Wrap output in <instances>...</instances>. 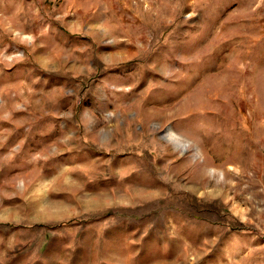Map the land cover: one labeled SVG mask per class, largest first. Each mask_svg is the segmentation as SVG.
I'll list each match as a JSON object with an SVG mask.
<instances>
[{"label":"rangeland","instance_id":"rangeland-1","mask_svg":"<svg viewBox=\"0 0 264 264\" xmlns=\"http://www.w3.org/2000/svg\"><path fill=\"white\" fill-rule=\"evenodd\" d=\"M0 264H264V0H0Z\"/></svg>","mask_w":264,"mask_h":264},{"label":"bare ground","instance_id":"bare-ground-1","mask_svg":"<svg viewBox=\"0 0 264 264\" xmlns=\"http://www.w3.org/2000/svg\"><path fill=\"white\" fill-rule=\"evenodd\" d=\"M204 73V72H203ZM202 73V74H203ZM183 88V87H182ZM161 89V88H160ZM160 89H158V90H160ZM188 91V90H187ZM190 92V91H189ZM182 95H184L183 93H182ZM149 98V97H148ZM169 98V97H168ZM167 99V98H166ZM171 100H163V101H161V102H158V101H156V100H154V101H151V102H148V105L150 106V105H153L154 106V108H157V107H169L168 105H165L164 103H166V104H170L169 102H170ZM147 102V101H146ZM145 105V104H144ZM147 105V104H146ZM173 105V104H172ZM178 106V105H177ZM173 108V107H172ZM171 109V108H170ZM162 110V109H161ZM166 109H163V111H165ZM181 113H182V111H180ZM179 112V113H180ZM174 113V112H173ZM145 134V133H144Z\"/></svg>","mask_w":264,"mask_h":264}]
</instances>
